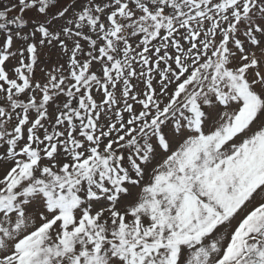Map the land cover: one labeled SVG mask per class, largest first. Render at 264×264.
<instances>
[{"label": "snow or ice", "instance_id": "snow-or-ice-1", "mask_svg": "<svg viewBox=\"0 0 264 264\" xmlns=\"http://www.w3.org/2000/svg\"><path fill=\"white\" fill-rule=\"evenodd\" d=\"M0 264H264V0H0Z\"/></svg>", "mask_w": 264, "mask_h": 264}]
</instances>
